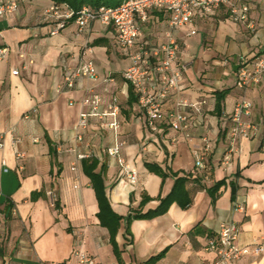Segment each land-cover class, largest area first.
<instances>
[{
  "label": "crops",
  "instance_id": "0c3cea01",
  "mask_svg": "<svg viewBox=\"0 0 264 264\" xmlns=\"http://www.w3.org/2000/svg\"><path fill=\"white\" fill-rule=\"evenodd\" d=\"M240 1L250 5L249 24L235 23L223 6L213 16L173 30L169 15L155 9L142 23L138 40L139 46L154 51L171 33L180 44V58L187 66L182 97L193 103L206 101L200 112L187 108L193 142L204 145L203 138H208L205 169L196 166L191 143L182 133L167 123L158 133L148 130L136 94L123 78L129 60L118 48L113 27L96 21L79 34L77 24L71 22L51 34L54 25L43 15L53 0H32L0 16V48L9 49L0 59V264H79L77 250L95 257L97 264H120L110 231L97 217L99 205L83 170L85 158L98 159L97 171L102 164L107 166L106 193L113 210L123 217L115 237L122 264H145L164 250L155 264H213L216 255L204 246L226 221L240 227L241 244L261 239L264 76L258 85L239 89L235 72L241 57L264 50V0ZM89 48L97 77L78 78L69 88L66 76ZM162 57V53L152 56L153 65ZM153 82L151 74L149 83ZM225 90L228 93L217 109V93ZM93 91L103 97L101 111L113 96L118 98L120 128L104 129L99 118L91 117L78 140L75 125L80 113L91 111L82 101ZM243 98L253 105L246 120L257 129L239 141V151L225 165L231 112ZM177 100L179 96L169 95L168 112L176 109ZM173 137L178 138L176 143L171 142ZM117 142H123L122 156L139 173L136 186L119 183L118 159L106 152ZM81 154L87 157L79 159ZM148 162L168 176L163 179L148 170ZM73 165L77 170H72ZM172 173L188 177L191 206L183 209L174 203L164 215L136 219L128 233L129 213L155 209L159 198L173 189ZM223 179L217 191L209 190ZM50 191L56 196L54 202ZM145 197L149 199L143 204ZM197 225L200 232L191 234ZM237 264H264V254L246 256Z\"/></svg>",
  "mask_w": 264,
  "mask_h": 264
},
{
  "label": "built area",
  "instance_id": "2783aa9c",
  "mask_svg": "<svg viewBox=\"0 0 264 264\" xmlns=\"http://www.w3.org/2000/svg\"><path fill=\"white\" fill-rule=\"evenodd\" d=\"M32 0H0V16L16 12L20 6ZM227 7L230 18L235 23L249 24L250 5L240 0H124L116 6L100 5L93 7L84 5L75 11L66 4H56L47 8L44 12V20L52 22L54 27L51 34H56L69 23L75 22L78 33L83 34L93 22H100L105 27H113L117 33V45L120 52L129 60V65L123 71L124 80L131 86L137 97V103L146 116V126L150 132L158 133L162 124L167 123L170 128L180 132L191 143L193 157L196 166L205 169L207 167L205 153L209 150L208 138L204 137V145L195 144L191 134V120L187 108L200 112L206 101L190 102L182 97L184 78L187 66L181 61V46L177 39L168 33V40L154 51H148L138 45L142 35V23L146 22L152 10H161L169 15L168 24L171 29H179L192 24L196 19L213 16L221 7ZM254 28V26H251ZM191 34H196L195 30ZM7 47L0 48V59H4L8 53ZM79 65L66 76V84L73 88L78 78L97 77V66L88 55L92 53L89 48ZM162 53L157 64L153 65L152 56ZM19 74L18 70L13 72ZM154 75V82L149 83L150 75ZM264 76V50L260 53L243 56L239 59L235 72V83L239 89H247L252 85H258ZM113 82V79H107ZM170 94L179 96L176 109L168 112L165 101ZM119 100L113 96L106 108L101 111L103 97L98 92H90L82 104L91 108L90 112H81L75 125L77 139L82 140V132L87 129L89 119L96 117L101 120L105 129L118 130L120 128L121 107ZM252 103L243 98L239 100L231 115L229 130V145L223 155V163L228 165L233 154L239 151L238 143L244 137L252 136L256 126L246 120L251 115ZM178 141L177 137L171 138L172 143ZM123 142H117L107 148L106 152L111 157L118 159L120 169L119 183L136 186L139 181L138 171L122 156ZM1 146V142H0ZM87 157L81 154L79 159ZM72 170H77L73 165ZM52 201H55L53 192H49ZM241 208V206H237ZM240 227L235 221L222 222L216 234L208 239L204 249L213 252L216 260L213 264H237L249 255L264 254V235L260 240L243 245L239 242ZM79 264H97V260L85 251L77 250L74 253Z\"/></svg>",
  "mask_w": 264,
  "mask_h": 264
},
{
  "label": "trees",
  "instance_id": "16d2710c",
  "mask_svg": "<svg viewBox=\"0 0 264 264\" xmlns=\"http://www.w3.org/2000/svg\"><path fill=\"white\" fill-rule=\"evenodd\" d=\"M53 1L56 4H66L75 11H77L81 9L84 5H90L93 7H99L100 5L116 6L119 5V3H122L124 0H53ZM227 93H228L227 90L217 93V100H218L217 109H220L221 101L225 98ZM131 96L133 99H135L133 91ZM82 161H83L84 173L90 178L92 188L95 190L96 193V198L99 205V212L97 213V217L99 218L101 225L109 229L111 234V243L114 247L115 254L117 255L120 264H122L121 251L119 250L115 237L121 226V221L123 217L118 215L113 210L106 193L105 174L107 171V166L106 164H102L100 170L97 171V168L99 166L98 159L85 158ZM147 167L148 170L158 174L163 179H165L168 176V173L164 172V170H162V168L157 164H150L148 162ZM172 175L175 178L173 189L166 197H164V199L162 197L159 198L160 201L159 205L155 209L148 210L146 213H142L141 210H132L131 213H129V215L127 216V225L125 229L128 233L131 232V230H129L131 228V223L136 219H143L150 217L154 218L164 215V213H167L170 207L174 203H177L183 209H187L191 206L193 199L187 187V183L189 181L188 177L179 176V173H172ZM223 183H225L224 179L218 182L215 186L211 187L209 190L217 191L223 185ZM233 191H234V187H233ZM148 199L149 197H145L143 200V204ZM198 232H200V225H197L194 228V230L191 232V234H195ZM165 254H166V250L159 253L158 255L150 257L145 262V264H155Z\"/></svg>",
  "mask_w": 264,
  "mask_h": 264
}]
</instances>
